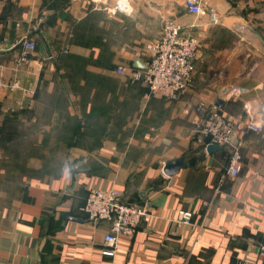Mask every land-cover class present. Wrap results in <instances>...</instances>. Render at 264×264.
<instances>
[{
  "label": "crops",
  "instance_id": "0c3cea01",
  "mask_svg": "<svg viewBox=\"0 0 264 264\" xmlns=\"http://www.w3.org/2000/svg\"><path fill=\"white\" fill-rule=\"evenodd\" d=\"M114 2L0 0V80L14 85L0 89V264H264V0H200L217 24L184 0ZM165 18L198 39L177 100L133 75ZM23 39L35 48L18 62ZM218 101L235 141L208 151L197 108ZM92 186L152 218L106 243L109 222L81 210Z\"/></svg>",
  "mask_w": 264,
  "mask_h": 264
},
{
  "label": "built area",
  "instance_id": "2783aa9c",
  "mask_svg": "<svg viewBox=\"0 0 264 264\" xmlns=\"http://www.w3.org/2000/svg\"><path fill=\"white\" fill-rule=\"evenodd\" d=\"M96 1V0H91ZM187 12L194 15H205L209 24H217L219 15L214 8L202 7L200 0H184ZM129 0H115L113 10L125 12L128 10ZM183 27L173 18H165L162 21L160 35L157 39L146 45L149 59L144 68L134 72V77L141 80L149 93H159L169 100H177L191 84L194 66L192 63L198 47V39L192 34L182 33ZM22 50L18 62L26 61L28 54L34 50L32 40L21 41ZM119 73L124 72L123 66H118ZM13 89L14 85L0 80V89ZM233 95H238L241 88L232 86ZM197 110L204 114L201 117L199 131L207 137V144H229V136L234 132L233 122L223 114V102L206 105L202 102ZM248 112V111H247ZM246 127L258 129L260 124L254 119H249ZM226 168V175L236 176L241 168V154L238 148L232 147ZM81 210L88 219L106 220L109 222V230L104 235V241L113 244L118 235H131L141 221L148 222L152 213L144 206L135 203H127L120 199L119 192L114 187L92 186L88 189L85 202ZM183 221L189 219V212H180ZM258 255L264 258V244H259ZM237 264H255L248 260H239Z\"/></svg>",
  "mask_w": 264,
  "mask_h": 264
},
{
  "label": "water",
  "instance_id": "95a60500",
  "mask_svg": "<svg viewBox=\"0 0 264 264\" xmlns=\"http://www.w3.org/2000/svg\"><path fill=\"white\" fill-rule=\"evenodd\" d=\"M134 64H135V66L140 67V68H144V67H145L144 64H140V63L138 62V59H137V58H136ZM228 139H229V142L234 143V141H235V140H234V139H235V136L233 135V133L230 134V136H229ZM218 148H221V146H220L219 144H215V143H211V144H208V145L206 146V149H207L208 151H210V150H215V149H218ZM181 166H183V162H182L181 159H177V160H175V161H173V162H167V163L165 164L164 168H163V172H164L165 174L170 175V174L175 173V172L179 169V167H181Z\"/></svg>",
  "mask_w": 264,
  "mask_h": 264
}]
</instances>
